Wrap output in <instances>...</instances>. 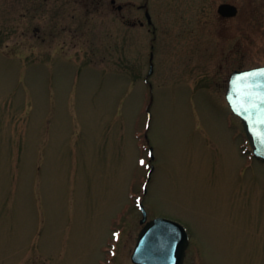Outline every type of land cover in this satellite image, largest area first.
<instances>
[{
    "label": "rangeland",
    "instance_id": "374dc122",
    "mask_svg": "<svg viewBox=\"0 0 264 264\" xmlns=\"http://www.w3.org/2000/svg\"><path fill=\"white\" fill-rule=\"evenodd\" d=\"M263 64L264 0H0V264H133L139 201L183 264H264V162L225 99Z\"/></svg>",
    "mask_w": 264,
    "mask_h": 264
},
{
    "label": "water",
    "instance_id": "95a60500",
    "mask_svg": "<svg viewBox=\"0 0 264 264\" xmlns=\"http://www.w3.org/2000/svg\"><path fill=\"white\" fill-rule=\"evenodd\" d=\"M217 12L233 17L237 8L221 3ZM148 22L150 16L146 12ZM226 99L232 111L240 117L253 155L264 160V66L233 71L228 79ZM153 166L148 173L150 177ZM142 228L137 234L131 254L134 264H182L189 235L186 228L174 220L155 217L147 220V213L139 205Z\"/></svg>",
    "mask_w": 264,
    "mask_h": 264
},
{
    "label": "flooded vegetation",
    "instance_id": "af4514ba",
    "mask_svg": "<svg viewBox=\"0 0 264 264\" xmlns=\"http://www.w3.org/2000/svg\"><path fill=\"white\" fill-rule=\"evenodd\" d=\"M111 2H112V1H111ZM112 3L114 4L115 2H112ZM121 8H122V6H121ZM121 8H120V9H121ZM237 11H238V8H237Z\"/></svg>",
    "mask_w": 264,
    "mask_h": 264
}]
</instances>
